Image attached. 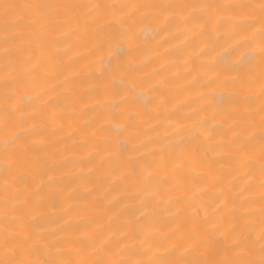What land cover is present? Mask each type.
<instances>
[{"label": "bare ground", "instance_id": "1", "mask_svg": "<svg viewBox=\"0 0 264 264\" xmlns=\"http://www.w3.org/2000/svg\"><path fill=\"white\" fill-rule=\"evenodd\" d=\"M226 2L228 0H3L5 4L16 5L53 3L58 6L59 14L41 17L38 13L32 15L25 10L5 17L0 10V79L6 75L2 71L3 65L11 62L18 66L21 73L30 69L33 77L51 89L45 97L46 100L51 98V103L36 101L31 106H25L36 135L23 148L33 163L11 173L9 183L13 177L17 179L8 191H5L4 177L0 175V228L3 227L2 214L7 199L9 206L22 208V202L27 201L31 207V211L24 209L17 212V215H23L27 232L37 238L29 243L52 244L62 240L65 241L64 248L74 249L85 225L92 229L110 225L112 231H106L105 235L118 236L117 229L125 221L130 222L129 229L132 231L139 223H147L148 228L155 229L157 234L168 233L170 229L165 225L170 223L173 229L179 230L176 242L180 243L193 229L199 230L200 225L194 222L190 208L179 203L172 207L168 202L192 197L195 192L197 202L206 206L210 213L217 214L214 210L220 209L219 214L223 216L226 228L238 221L251 224L255 235L254 243L248 249V258L259 260V210L264 190L260 188L258 147L253 157L255 170L252 173L246 169L235 172L236 165L230 155L234 139H243L249 131L257 134L258 145L260 120L264 115L260 111L259 58L253 67L251 88L202 86L216 73L223 78L226 64H216L212 72L202 67L209 58L206 54H198L202 49L207 52L203 38L194 35L199 28L185 25L180 18L182 11L187 15L192 9L173 8L170 13L176 19L170 30L153 35L154 31L160 32L158 26L136 25L132 41L136 46L133 57L136 70L127 75L114 74L129 85L127 91L121 94L124 99L121 101L115 95L92 91L93 85L99 88L107 83L100 75L102 58H107L110 51L105 43V25L119 15L118 7L107 6ZM243 2L259 5L260 0ZM91 5H100V8L92 10ZM156 11L155 8H140L137 16L142 12L152 14ZM253 15L258 17V9ZM16 21L20 24L11 32L16 34L18 41L5 45V24ZM256 27H260L258 20ZM229 43L222 31L220 38L211 42L212 56L219 54L222 60L229 62L234 59ZM5 47L12 48L8 56L5 55ZM227 75L234 73L228 72ZM148 88H151L154 102L146 109L137 103L133 93ZM28 91L35 94L36 90ZM238 95L250 99L238 101ZM221 96L225 97L223 103L219 102ZM114 101L119 102V107L112 106ZM108 110L117 114L116 118L101 120V113ZM121 110L123 118L118 115ZM130 114L135 115L142 134L139 141L133 142L137 144L138 152H129L123 159L134 156L146 161H159L161 155L169 151H182L185 156L182 173L173 172L175 161L166 166H153L150 169L152 176L147 180L146 170L137 168L133 173L131 168L122 167L117 146L123 136L118 134H108L112 160L102 162L107 153L97 152L100 137L96 130L102 124L107 129L126 127ZM199 120L207 121L206 127L212 132L211 139L189 138L179 145L181 136L195 132L193 124ZM179 126L183 128L177 135L175 129ZM13 131L18 129L0 132V140ZM193 155L194 159L191 158ZM2 160L0 156V162ZM192 170L199 176L198 187L189 176ZM234 185H239V190ZM221 192L228 194L227 207H224L225 198L220 195ZM15 193L20 194L19 202L12 200ZM233 198L250 202L247 210L251 211V215L246 220H239V215L245 214L246 209L238 204L234 211ZM145 204L148 206L145 207ZM176 208H183V213L172 217L170 212H175ZM128 242L132 243L131 240ZM230 244L231 241H228L217 246L218 254L211 258H230L231 254L227 251ZM127 258L145 259L146 255L133 252Z\"/></svg>", "mask_w": 264, "mask_h": 264}, {"label": "snow or ice", "instance_id": "2", "mask_svg": "<svg viewBox=\"0 0 264 264\" xmlns=\"http://www.w3.org/2000/svg\"><path fill=\"white\" fill-rule=\"evenodd\" d=\"M88 7V6H85ZM110 8H119V15L114 16L112 21L105 25L107 40L110 51L107 58H102L103 67L100 75L107 80V83L101 87L92 86L93 92H103L104 94H112L121 98L122 92H126L128 84L119 76L114 75L120 73L127 75L136 70L133 57L136 52V46L132 43L136 25H156L160 32H153V35H159L161 32L170 30L175 23V16L170 13L173 8L188 9L192 11L187 15L180 13V18L185 25L192 24L198 26V32L194 35L202 37L204 47L207 52L202 49L200 55H207L208 62L202 67L212 72L216 64L225 63L226 70L223 78L220 73L208 79L202 86L221 88H251L253 87L254 64L259 58L260 73V98L261 113H264V0H260L259 5L246 3L243 0H228L226 3H202L194 5H174V4H120L107 6ZM92 10L99 9L100 5H91ZM140 8H155L156 12L152 14L140 13ZM258 9V17L253 15ZM0 10L3 11L5 17L14 15L17 12L27 11L29 14H39L41 17L49 15H57L58 6L53 3H30L25 5L5 4L0 0ZM165 13H169L165 15ZM259 21L260 27H256ZM20 21L6 22L4 31L5 45L17 43L18 37L11 32L12 28L18 27ZM209 26H213L210 28ZM226 33V42L230 41L229 49L235 57L230 62L222 60L219 54L212 56V44L220 38L221 32ZM246 34V35H245ZM5 55L12 53L11 47L4 48ZM2 71L6 75L0 79V132H8L10 128H16L11 134L5 135L0 140V156L3 157L0 162V175L4 177L5 191H8L12 184L16 182L17 177L12 178L11 184L8 177L17 168H27L32 165L33 160L27 156L23 145L36 135V129L31 123V115L26 111L25 106H31L36 101L41 104L51 103L48 96L50 88L44 87V82L36 79L31 75L30 69H25L23 73L18 70V66L11 62L3 65ZM228 72L234 75H227ZM36 90L35 94L28 90ZM151 88L141 89L139 93H133L137 103L144 108H148L154 101L150 95ZM225 97L221 96L219 102L223 103ZM250 97L238 95L237 100H248ZM119 107V102L114 101L113 105ZM111 107V106H110ZM112 111H103L100 115L101 120H112L116 118ZM123 118V111L118 113ZM129 123L126 127L120 129H107L101 125L96 130V134L100 137L98 144L100 147L97 152H106L107 156L102 158V162H111L112 154L109 151V135L118 134L123 139L118 143V153L121 159V166L132 169L135 173L137 168L147 171L145 179L152 176L150 169L156 165H167L170 161H175L173 172L180 174L184 171L182 161L184 153L169 151L167 154L161 155L160 160L146 161L129 156L126 159L125 154L138 152L139 148L136 141H139L141 131L136 122L135 115L128 116ZM206 120H199L193 124L195 132L188 136H181L179 145H183L185 140L189 138L210 140L212 132L206 127ZM260 131L257 134L249 131L243 139H234V149L230 154L231 159L236 165L235 172L246 169L248 173H252L254 169V153L259 151V173L261 176L260 188L264 190V115L260 120ZM246 127H251L247 125ZM183 126L175 129L177 135ZM107 133V134H106ZM207 151L206 148L203 149ZM192 159L195 158L191 157ZM201 163L203 160L201 159ZM191 181L198 187L197 181L199 176L192 170L189 173ZM239 190V185H234ZM225 198L224 207H227L229 201L227 193L220 194ZM12 200L20 201V194L15 193ZM262 205L260 212V259H249L248 249L254 243V228L250 223L237 222L230 228H226L220 209L214 210L217 214H212L202 203L197 202V193H193L192 197L183 200H170L168 203L175 207L177 203L183 204L190 208L193 213L194 222L200 225L199 230L193 229L190 233L183 237L182 242L177 243L176 237L178 229H173L171 224L165 226L170 229L166 234H157L155 229H149L147 223H139L135 231L129 229V221H125L117 229L119 235H105V232H111L110 225L95 229L84 226V231L75 241L74 249H66L62 245L65 241L57 240L55 243H29L30 240H36L27 232V225L23 221V215H17V212H23L24 209L31 211L27 201H23V207L18 208L17 205H8L6 199L5 211L2 214L3 227L0 228V264H264V194L261 196ZM234 211L239 204L241 208L246 209L245 214L239 215V220L244 221L251 215V211L247 210L249 201L231 200ZM145 207L148 205L145 204ZM127 211L126 209L124 210ZM201 212L204 213L201 216ZM183 213V208H176L175 212H170L172 217H176ZM207 225V227H204ZM131 240L132 243L128 241ZM227 251L231 254L230 258L224 260L212 259L213 255L218 254V247L225 245ZM155 249V251H153ZM137 255L145 254V259L127 258L131 253ZM151 255H147V253ZM75 258H65V257Z\"/></svg>", "mask_w": 264, "mask_h": 264}]
</instances>
